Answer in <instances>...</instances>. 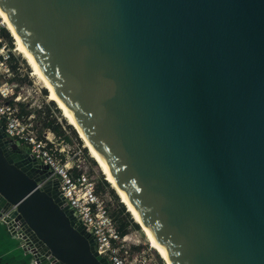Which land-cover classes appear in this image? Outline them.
Here are the masks:
<instances>
[{
    "label": "water",
    "instance_id": "95a60500",
    "mask_svg": "<svg viewBox=\"0 0 264 264\" xmlns=\"http://www.w3.org/2000/svg\"><path fill=\"white\" fill-rule=\"evenodd\" d=\"M0 8L173 264H264V0ZM48 174L0 129V223L106 264Z\"/></svg>",
    "mask_w": 264,
    "mask_h": 264
},
{
    "label": "built area",
    "instance_id": "2783aa9c",
    "mask_svg": "<svg viewBox=\"0 0 264 264\" xmlns=\"http://www.w3.org/2000/svg\"><path fill=\"white\" fill-rule=\"evenodd\" d=\"M4 31L6 27L0 17V129L7 139L22 147L38 164L46 166L49 179H57V189L68 209L92 236L93 249L105 259L106 264H152L145 255L133 252V241L117 230L95 193L94 182L85 170L86 159L81 149L71 151L68 143H61L62 140L47 129L38 133L33 113H21L18 105L23 101L24 89L13 80L17 76L13 67L14 57L3 36ZM12 229L18 246L28 255L27 264H36L42 253L17 225Z\"/></svg>",
    "mask_w": 264,
    "mask_h": 264
},
{
    "label": "rangeland",
    "instance_id": "374dc122",
    "mask_svg": "<svg viewBox=\"0 0 264 264\" xmlns=\"http://www.w3.org/2000/svg\"><path fill=\"white\" fill-rule=\"evenodd\" d=\"M6 34L8 39L5 41L11 48V53L14 57L13 67L16 69L15 72L17 75L13 80L18 86H21L24 89L23 101L18 105L21 113H33V122L38 125V133L47 129L59 140L61 139V143H68L71 151H76L77 148L81 149V153L86 159L85 170L94 182L96 195L102 200L107 213L113 219L116 228L119 224H123L121 229L123 234L130 237L135 245L133 252L137 253V255H145L150 259L152 264H164L157 252L150 247L144 233L140 229V226L135 224L136 222L126 210V207L120 201L96 162L88 153L87 148L84 147L83 142L76 131L64 119L60 109L56 106L55 102L48 97L47 90L42 86L40 80L33 74L31 67L27 64L22 54L16 50L14 40L7 29ZM23 105L26 107L23 108ZM64 137H67V139ZM19 149L22 150V147H19ZM102 180H106L105 182L107 184H104ZM120 204L123 206V212L119 211ZM124 212H126L127 215H124Z\"/></svg>",
    "mask_w": 264,
    "mask_h": 264
},
{
    "label": "bare ground",
    "instance_id": "6f19581e",
    "mask_svg": "<svg viewBox=\"0 0 264 264\" xmlns=\"http://www.w3.org/2000/svg\"><path fill=\"white\" fill-rule=\"evenodd\" d=\"M0 17L2 18L7 31L12 36L14 43L16 45V50L22 54L23 58L26 60L27 64L31 67L33 74L40 80L42 86L47 90L48 97L55 102L56 106L60 109L62 116L64 119L70 124L73 129L78 134L79 138L82 140L84 147L87 148L88 153L96 162L102 173L104 174L106 180L115 191L117 196L119 197L120 201L126 207V210L130 213L133 220L140 226V229L144 233L150 247L154 249L160 258L163 260L164 264H173L172 261L168 258L164 251H162V247L158 243L157 240L153 239V235L151 231H146L147 224L143 221L140 217L134 206L132 205L131 201L128 197H125V193L119 183L113 179L112 173L108 170L106 165L101 161L98 151L94 147V145L90 142V140L86 137L84 131L79 127V125L75 122L72 115L70 114L69 110L66 108L64 103L61 101L57 91L54 87L49 83V81L45 78L43 73L41 72L40 68L37 64L34 63L33 57L21 41L20 37L14 31L13 27L11 26L10 22L8 21L7 17L3 13L2 9L0 8Z\"/></svg>",
    "mask_w": 264,
    "mask_h": 264
},
{
    "label": "crops",
    "instance_id": "0c3cea01",
    "mask_svg": "<svg viewBox=\"0 0 264 264\" xmlns=\"http://www.w3.org/2000/svg\"><path fill=\"white\" fill-rule=\"evenodd\" d=\"M18 245V239L0 223V264H27L28 255Z\"/></svg>",
    "mask_w": 264,
    "mask_h": 264
},
{
    "label": "trees",
    "instance_id": "16d2710c",
    "mask_svg": "<svg viewBox=\"0 0 264 264\" xmlns=\"http://www.w3.org/2000/svg\"><path fill=\"white\" fill-rule=\"evenodd\" d=\"M3 36L6 38V39H8V37H7V34H6V32L4 31L3 32ZM57 132H59V131H57ZM65 139H67V137H64ZM106 181V180H105ZM104 180H102V182L104 183V184H107L106 182H105ZM119 211L120 212H123V206L120 204V207H119ZM124 215H127V213L126 212H124ZM136 225H137V223H135ZM122 227H123V224H119V226L117 227V230L119 231V233L122 235L123 234V232H122Z\"/></svg>",
    "mask_w": 264,
    "mask_h": 264
}]
</instances>
